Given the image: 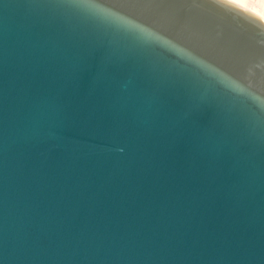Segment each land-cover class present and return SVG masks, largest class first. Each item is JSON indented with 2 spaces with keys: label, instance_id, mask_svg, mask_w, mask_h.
I'll use <instances>...</instances> for the list:
<instances>
[{
  "label": "water",
  "instance_id": "95a60500",
  "mask_svg": "<svg viewBox=\"0 0 264 264\" xmlns=\"http://www.w3.org/2000/svg\"><path fill=\"white\" fill-rule=\"evenodd\" d=\"M0 264H264L258 14L0 0Z\"/></svg>",
  "mask_w": 264,
  "mask_h": 264
},
{
  "label": "rangeland",
  "instance_id": "374dc122",
  "mask_svg": "<svg viewBox=\"0 0 264 264\" xmlns=\"http://www.w3.org/2000/svg\"><path fill=\"white\" fill-rule=\"evenodd\" d=\"M243 2H247L248 0H241ZM253 1V2H251ZM249 0V2H251L252 6L255 8V9H258L257 11H259V13L261 14V20L262 22L264 23V0Z\"/></svg>",
  "mask_w": 264,
  "mask_h": 264
},
{
  "label": "bare ground",
  "instance_id": "6f19581e",
  "mask_svg": "<svg viewBox=\"0 0 264 264\" xmlns=\"http://www.w3.org/2000/svg\"><path fill=\"white\" fill-rule=\"evenodd\" d=\"M231 1L236 2V3H238V4H240V5L244 6V7H246V8H248V9H250V10L256 12V13L258 14L260 20H261V14L259 13V11H257L258 9H255V8L252 6L253 3L251 4V2H253V1L250 0L251 2H249V0H248L246 3L243 2V1H241V0H231ZM261 21H262V20H261Z\"/></svg>",
  "mask_w": 264,
  "mask_h": 264
}]
</instances>
